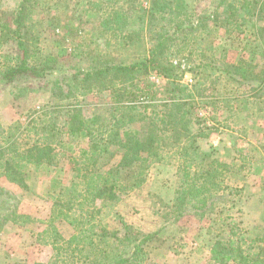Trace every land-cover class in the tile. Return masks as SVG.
Listing matches in <instances>:
<instances>
[{"label":"rangeland","instance_id":"rangeland-1","mask_svg":"<svg viewBox=\"0 0 264 264\" xmlns=\"http://www.w3.org/2000/svg\"><path fill=\"white\" fill-rule=\"evenodd\" d=\"M19 2L0 0V27L12 25ZM127 2L33 0L27 24L38 40L32 41V48L40 47L37 60L50 56L51 67L44 78L23 76L12 83L0 80V124L8 130L22 121L27 126L23 146L43 138L42 131L33 129L41 120H51L57 128L68 127V118H74L75 124L79 119L106 125L121 120V137L122 133L124 137L131 132L147 133L145 121L122 126L124 109L118 108V94L101 91L95 82H84L82 76L75 80L74 73H69L145 57L149 36ZM212 2L180 0L195 14L211 8ZM148 4L147 0H136L137 7ZM122 9L129 14L123 18V28ZM116 14L121 16L115 18ZM106 21L110 30L103 29ZM256 30L252 24L243 32L210 27L191 34L180 55L173 58L184 70L182 81L195 92L193 111L201 125L193 124L192 128L196 132L201 127L206 135L198 142L204 151L214 154L213 158L228 164L226 183L240 188L238 193H225L214 211L203 218L191 213L179 215L175 199L180 176L174 160L152 164L142 184L122 189V175L131 168L109 175L121 162L122 149L109 145L113 154H99L94 166L87 160L93 155L91 141L80 129L54 143L52 163L29 164L22 174L25 187L0 178L5 191L0 195V264H68L86 256L103 258L109 238L94 236L102 228L119 240H127L124 245L120 242L121 249L156 233L145 246L150 264H218L212 259L213 246L228 238L229 222L248 230L251 236L264 235V88L258 87L259 77L243 80L223 69L233 65L251 76L264 70V32L260 35ZM128 32L134 36L133 43L125 44L128 41L123 36ZM17 54L16 42L0 46V70ZM148 82L162 92L158 98H163L164 78L152 74ZM126 99L122 97V102ZM88 180L92 185L89 192L85 190ZM112 184L116 199L95 197L105 185ZM55 228L62 237L56 238ZM73 234L78 238L71 244L63 242ZM92 238L98 242L97 251L90 245ZM55 240L58 247H54Z\"/></svg>","mask_w":264,"mask_h":264},{"label":"trees","instance_id":"trees-1","mask_svg":"<svg viewBox=\"0 0 264 264\" xmlns=\"http://www.w3.org/2000/svg\"><path fill=\"white\" fill-rule=\"evenodd\" d=\"M126 1L149 36V49L145 57L127 64H109L87 72L70 70L69 73H74L75 80L82 76L84 82H95L101 91L111 90L118 94V108L124 109L120 118L122 126L145 121L147 133L142 135L131 132L125 137L122 133L121 137V120L106 125L97 123L94 119H79L75 120V124L74 118H68V127L60 128L51 120H41L33 129L42 131L43 138L26 147L23 146L22 136L27 126L22 121H17L8 130L0 124V178L25 187L22 174L29 164L52 163L54 143H61L65 134L73 135L83 129L91 141L90 152L93 153L89 154L91 156L87 160L94 166L100 159L99 154H113L109 145L117 144L122 149L121 162L109 170V175L112 176L115 172L123 173V170L131 168L130 173L122 175V189L142 184L152 164L174 160L180 176L175 199L176 211L179 215L191 213L203 218L214 211L225 193L233 195L240 188H233L226 183L228 164L219 162L213 158L212 152L201 148L198 140L206 135L201 127L196 132L192 128L193 124L201 125L193 111L191 99L195 92L182 81L184 70L174 64L173 58L180 55L185 46L183 43L191 34L206 31L210 27L224 28L227 32H243L246 26L252 24L261 35L264 32V26H261L264 21V0H213L211 8L200 14L186 10L180 0H147V7H137L136 0ZM32 8L33 0H20L12 25L1 24L0 46L12 41L16 42L18 48V54L10 56L11 64L0 70V80L5 83H12L23 76L44 78L51 67V57L45 55L42 60H37L40 47L32 48V41L38 40L30 33L27 24ZM119 16L121 15L116 14L115 18ZM126 17L129 18L128 11L122 9V28L123 18ZM110 26L107 21L103 23L104 30L105 27L110 30ZM123 37L128 41L125 44L133 43L132 33L128 32ZM223 69L230 74L239 75L243 80L259 77L258 87L264 88V70L251 76L237 66ZM152 74L161 76L166 81L163 98H158V93L162 92L154 89L148 82V77ZM124 96L128 99L122 102ZM102 144L104 148L101 147ZM91 187L88 180L85 190L89 192ZM4 192L0 186V195ZM94 195L116 199L115 185H105L102 191ZM1 203L3 201L0 198ZM228 226V238L215 242L212 259L218 264H264V235L251 236L248 230L233 222H229ZM55 231L56 238L62 237L57 228ZM94 233V236L109 238L105 240L107 246L103 250L104 257L86 256L83 260H73L68 264H150L145 246L156 233L146 234L129 248L122 249L120 242L124 245L127 240H119L116 234H110L104 228L100 234ZM77 238V234H73L69 240L62 241L71 244ZM57 241H54V247H58ZM90 245L95 251L99 250L94 238L90 240ZM109 248H112L111 251H107Z\"/></svg>","mask_w":264,"mask_h":264}]
</instances>
